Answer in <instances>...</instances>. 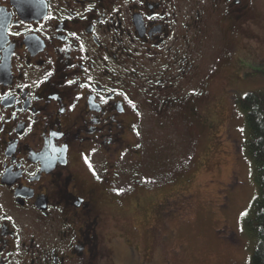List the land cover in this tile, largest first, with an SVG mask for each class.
I'll list each match as a JSON object with an SVG mask.
<instances>
[{
	"label": "flooded vegetation",
	"instance_id": "flooded-vegetation-1",
	"mask_svg": "<svg viewBox=\"0 0 264 264\" xmlns=\"http://www.w3.org/2000/svg\"><path fill=\"white\" fill-rule=\"evenodd\" d=\"M263 12V0H0V264H107L100 203L120 207L114 194L141 179L143 114L180 123L201 39L251 41Z\"/></svg>",
	"mask_w": 264,
	"mask_h": 264
},
{
	"label": "rangeland",
	"instance_id": "rangeland-1",
	"mask_svg": "<svg viewBox=\"0 0 264 264\" xmlns=\"http://www.w3.org/2000/svg\"><path fill=\"white\" fill-rule=\"evenodd\" d=\"M249 31L253 40L231 38L224 50L201 39L200 76L176 95L180 123L143 114L140 138L131 136L143 147L141 179L114 194L120 207L100 203L107 264H250L256 240L240 213L250 214L256 184L238 101L264 91V18Z\"/></svg>",
	"mask_w": 264,
	"mask_h": 264
},
{
	"label": "trees",
	"instance_id": "trees-1",
	"mask_svg": "<svg viewBox=\"0 0 264 264\" xmlns=\"http://www.w3.org/2000/svg\"><path fill=\"white\" fill-rule=\"evenodd\" d=\"M247 94L238 105L245 119V149L251 160L256 193L243 224L256 240L250 264H264V91Z\"/></svg>",
	"mask_w": 264,
	"mask_h": 264
},
{
	"label": "snow or ice",
	"instance_id": "snow-or-ice-1",
	"mask_svg": "<svg viewBox=\"0 0 264 264\" xmlns=\"http://www.w3.org/2000/svg\"><path fill=\"white\" fill-rule=\"evenodd\" d=\"M16 34L19 35V33H16ZM48 75H51V73H49ZM69 83L71 84V83H73V81H69ZM198 94H199V93H198V91H197L196 89H193V90L189 93V95H192V96H195V95H198ZM247 95H248L247 93H244V94H243L244 97H247ZM101 99H104V98L102 97ZM105 102H106V101H105ZM129 103H132V102L129 101ZM132 107L135 108L136 105H135L134 103H132ZM240 131L243 132V129H240ZM137 135H139V132H137ZM137 147H139V145H137ZM85 161H86V163H87L89 169L93 172V175H96L95 169L93 168V165L88 161V158H87V157H85ZM97 179H99L98 176H97ZM123 191H124V189H119V190H117L118 193H119V192H123ZM247 215H248L247 211H242V212L240 213V216H241V217H244V216H247ZM5 219L11 221V220H12V217H10V216H5ZM241 231H243V228H242V227H241Z\"/></svg>",
	"mask_w": 264,
	"mask_h": 264
}]
</instances>
